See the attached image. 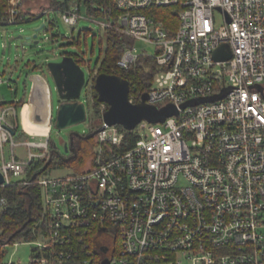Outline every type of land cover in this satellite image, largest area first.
I'll return each mask as SVG.
<instances>
[{"label": "built area", "instance_id": "1", "mask_svg": "<svg viewBox=\"0 0 264 264\" xmlns=\"http://www.w3.org/2000/svg\"><path fill=\"white\" fill-rule=\"evenodd\" d=\"M22 2L7 1L0 25L24 20ZM114 4L122 11L117 30L153 48L125 47L118 67L139 54L157 63L149 89L129 92V101L138 103L145 93L147 104L176 113L141 120L126 150L115 148L124 131L102 121L90 168L38 176L43 217L31 260L94 264L101 251L108 264H264V0ZM152 7L172 8L178 23L171 33L154 11L145 12ZM61 17L74 25L81 14L73 6ZM96 21L101 34L111 24ZM221 45L229 58L215 57ZM24 104L0 95V148L27 149L26 160L12 152L2 162L0 185L29 182L26 165L49 153L48 141H15L11 131ZM102 237L117 239L118 252Z\"/></svg>", "mask_w": 264, "mask_h": 264}, {"label": "trees", "instance_id": "2", "mask_svg": "<svg viewBox=\"0 0 264 264\" xmlns=\"http://www.w3.org/2000/svg\"><path fill=\"white\" fill-rule=\"evenodd\" d=\"M7 1L9 0H0V17L7 9ZM49 2L50 9L60 14L65 11L67 12V10L74 6L79 14L95 18V20L103 19L109 23L111 22L109 26L105 27L103 34H99V32L92 33L93 40L97 37L99 41V51L96 58V66L98 63L97 74H115L126 79L129 83L130 92L141 93L149 89L157 70L156 60L152 56L139 54L135 61L127 67L123 68L117 65V60L121 57L125 47L132 46L135 42L134 39L120 32L115 27L117 18L122 11L116 7L114 0H50ZM145 12H153L158 18H161L165 22L164 26L169 33L176 28L178 21L171 7H152L146 9ZM21 15H23L22 12ZM49 22L50 25L53 24L52 20ZM90 32L88 31V33ZM70 44L75 45L79 49V52L69 51L65 54L73 56L75 61L82 66L85 58L81 51L80 36L78 35L76 38H73ZM93 51L92 47L91 53ZM34 68L37 67L34 66ZM94 82L95 78L91 85L92 101L87 113L91 127L89 132L101 125L102 113L108 107L105 102L98 99ZM87 84L88 82L85 86ZM25 100L23 97L20 100L12 102H15L18 107H21ZM118 126L124 131V139L115 148L118 150H126L134 144L138 136L134 129H126L121 124H118ZM14 137L17 140L30 139V134L22 128L19 122L17 128H15ZM74 139L73 147L75 148V155L65 160L57 153L54 148V141L49 137V153L47 156L44 158H36L26 165V180H29V182L25 183L18 180L8 185H0V264H7L3 261L7 253V245L15 243L18 239L31 241L36 236L37 227L43 217L41 189L37 183L38 176L48 172L52 168L61 167H73L76 170L74 172H79L80 170L77 169L86 160L94 158L93 147L95 145V134L87 138L75 136ZM93 242L96 246V242ZM118 249V240L116 239L112 253H117ZM35 251L36 248L32 247L28 264H41L31 260ZM103 255V252L97 251L95 253L94 264H101Z\"/></svg>", "mask_w": 264, "mask_h": 264}, {"label": "rangeland", "instance_id": "3", "mask_svg": "<svg viewBox=\"0 0 264 264\" xmlns=\"http://www.w3.org/2000/svg\"><path fill=\"white\" fill-rule=\"evenodd\" d=\"M49 1L50 0H23L22 13L24 20L14 24L0 25V75L2 78V82L0 83V95L1 100L4 102L20 100L23 97L27 99L30 87L28 74L31 72H40L49 80L48 84H50L51 87L50 98L52 100L55 116L57 112L58 95L46 64L48 61L60 60L66 52H79V49L75 45L70 44L72 39L79 35L81 38V51L85 58V62L82 64L85 75L88 77V71L92 69H95L97 73L98 63L96 66V58L99 51V41L97 37L93 40L92 33L99 32L100 34V26L97 21L95 22L94 19L84 14H81V17L78 18L74 25L67 24L62 20L60 13L50 9ZM50 20L53 22L52 25L49 24ZM41 24H45L44 27L35 31ZM88 31L91 32L88 33ZM34 33H36V37L29 39L31 43H24V41H27L25 40L26 36L32 37ZM19 35H22V38L18 37ZM85 36H87L86 39ZM134 46L137 52L144 49L148 52H153V48L150 45H145L139 41H135ZM92 47L94 50L93 53H91ZM34 66L37 68H34ZM93 72L94 70L91 72V80L82 89L80 95V100H85L88 108L92 100L91 96L88 99L86 94L89 92L91 95V85L94 79ZM23 103H26V100ZM101 106L103 107V105ZM19 122L23 128L21 120ZM90 129L88 117L86 121L84 120L72 124L63 129L54 127V120H52L51 128L46 134L30 133V131L28 132L24 129L30 134V139H15V141L29 140L46 142L48 138L51 137L56 144L57 153L60 156H68L70 152L65 150L64 143L69 141V134L74 131L80 134H87ZM12 152L23 160L27 159V149L24 145L18 144L11 147L9 143H3L2 148H0V166L4 160L11 157ZM92 162L93 158L86 160L77 170L83 171L90 168L89 166H91ZM74 170L73 167H61L52 168L48 172L65 174L71 171L73 172ZM102 239L108 242L110 248L115 247V243L111 238L102 237ZM34 246V242L18 239L15 243L7 245V253L3 261L6 263L8 261H13V264H28L31 249Z\"/></svg>", "mask_w": 264, "mask_h": 264}, {"label": "water", "instance_id": "4", "mask_svg": "<svg viewBox=\"0 0 264 264\" xmlns=\"http://www.w3.org/2000/svg\"><path fill=\"white\" fill-rule=\"evenodd\" d=\"M44 27L41 24L35 29ZM18 37L22 38V35ZM36 33L26 36L24 43L29 44L30 38H35ZM37 41V40H35ZM225 45L219 46L215 50V57L227 59L231 56L230 51L221 54ZM46 67L51 75L55 89L58 95V104L56 113L53 118V105L51 100V87L49 80L40 72H31L28 74L30 87L26 99V122L29 127L49 129L52 120L54 127L63 129L72 124L86 121L88 107L85 100H80L82 89L85 85L86 76L82 66L75 61L73 56L64 54L60 60L48 61ZM97 89L98 99L105 102L108 107L102 113V121L104 124H121L126 129H133L141 120L145 119L150 122L162 121L168 115L176 113V109L172 106L157 108L154 105L147 104L144 100L146 94L142 93L141 101L132 103L129 101L130 87L126 79L115 74L98 73L94 82ZM227 88L221 94L215 95L213 99L220 98ZM103 125L97 127L93 131L85 134L90 137L96 134ZM15 133L14 130L11 131ZM74 136H82L79 132H71L69 141L64 143V148L69 151L68 156H61L67 160L75 155V148L72 147ZM56 149V144L54 143ZM4 181L3 173L0 171V184ZM102 264H108L107 258L102 259Z\"/></svg>", "mask_w": 264, "mask_h": 264}, {"label": "bare ground", "instance_id": "5", "mask_svg": "<svg viewBox=\"0 0 264 264\" xmlns=\"http://www.w3.org/2000/svg\"><path fill=\"white\" fill-rule=\"evenodd\" d=\"M26 110H27V104L25 103L23 108H22V114H21V123L23 125V128L26 131H30V133H35V134H46L49 129H40V128H33V127H29V125L26 122Z\"/></svg>", "mask_w": 264, "mask_h": 264}, {"label": "flooded vegetation", "instance_id": "6", "mask_svg": "<svg viewBox=\"0 0 264 264\" xmlns=\"http://www.w3.org/2000/svg\"><path fill=\"white\" fill-rule=\"evenodd\" d=\"M53 118H54V110H53ZM84 135H85V134H82V137H85ZM74 137H75V136H74ZM74 137L72 138V139H73V141H72V147L74 146V141H75ZM85 138H87V137H85Z\"/></svg>", "mask_w": 264, "mask_h": 264}]
</instances>
